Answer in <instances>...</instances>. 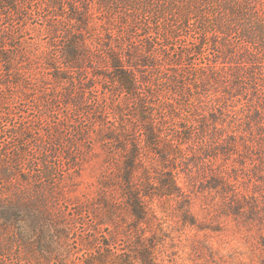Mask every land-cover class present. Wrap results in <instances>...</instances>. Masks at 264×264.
Returning a JSON list of instances; mask_svg holds the SVG:
<instances>
[{
    "label": "rangeland",
    "instance_id": "1",
    "mask_svg": "<svg viewBox=\"0 0 264 264\" xmlns=\"http://www.w3.org/2000/svg\"><path fill=\"white\" fill-rule=\"evenodd\" d=\"M20 1L0 14L9 264H264V36Z\"/></svg>",
    "mask_w": 264,
    "mask_h": 264
},
{
    "label": "trees",
    "instance_id": "2",
    "mask_svg": "<svg viewBox=\"0 0 264 264\" xmlns=\"http://www.w3.org/2000/svg\"><path fill=\"white\" fill-rule=\"evenodd\" d=\"M75 1L85 3V12L91 11L90 7L92 6L90 3L97 2V7L106 17L111 20L120 18L123 23L132 28L139 19L148 18L151 20L152 25L158 29V36L161 34L167 40L179 36L182 28L190 29L194 27L196 32L203 37L215 35L225 38L231 36L230 33L238 31V44L247 45L256 40L255 45L260 46L259 51L262 50L264 21L258 23L257 33L253 31L251 24L252 16L258 12V7L254 4L258 0ZM21 5L20 0H0V14L7 12L5 16H11V11L21 8ZM74 10L76 8L73 6ZM4 48V46H0V56L7 58ZM128 81L127 78L126 83L129 84ZM13 134L17 135L18 132L15 131ZM2 241H0V264H9L11 259L9 254L4 252L6 244Z\"/></svg>",
    "mask_w": 264,
    "mask_h": 264
}]
</instances>
